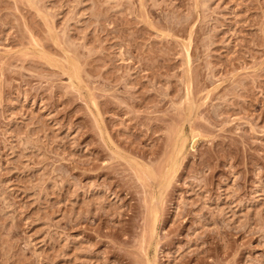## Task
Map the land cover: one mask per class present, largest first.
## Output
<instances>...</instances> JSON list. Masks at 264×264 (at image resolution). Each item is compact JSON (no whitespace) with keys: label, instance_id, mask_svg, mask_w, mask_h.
I'll use <instances>...</instances> for the list:
<instances>
[{"label":"rangeland","instance_id":"obj_1","mask_svg":"<svg viewBox=\"0 0 264 264\" xmlns=\"http://www.w3.org/2000/svg\"><path fill=\"white\" fill-rule=\"evenodd\" d=\"M0 264H264V0H0Z\"/></svg>","mask_w":264,"mask_h":264},{"label":"bare ground","instance_id":"obj_2","mask_svg":"<svg viewBox=\"0 0 264 264\" xmlns=\"http://www.w3.org/2000/svg\"><path fill=\"white\" fill-rule=\"evenodd\" d=\"M76 62H77V61H76ZM72 72H73V71H72ZM74 75H75V74H74ZM75 76H76V75H75ZM189 108H190V107H189ZM193 135H194V134H193ZM196 135H197V134H196ZM191 136H192V134H191ZM194 137H195V136H194ZM194 137H193V138H194ZM193 138H191V139H193ZM181 143H182V142H181ZM189 145H190V144H189ZM192 145H193V144H192ZM180 147H181L180 149H182V146H180ZM192 147H193V146H192ZM176 149H177V148H176ZM177 150H178V149H177ZM179 152H180V151H179ZM177 153H178V151L176 152V154H177ZM173 156H174V155H173ZM176 156H177V155H176ZM138 166H139V165H138ZM138 166H137V167H138Z\"/></svg>","mask_w":264,"mask_h":264}]
</instances>
